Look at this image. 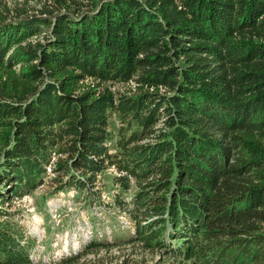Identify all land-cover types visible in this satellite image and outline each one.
Returning a JSON list of instances; mask_svg holds the SVG:
<instances>
[{"label":"trees","instance_id":"obj_1","mask_svg":"<svg viewBox=\"0 0 264 264\" xmlns=\"http://www.w3.org/2000/svg\"><path fill=\"white\" fill-rule=\"evenodd\" d=\"M14 10L0 9V264H40L14 203L47 176L50 194L100 199L108 169L134 232L48 264L121 247L140 251L112 264H264V0Z\"/></svg>","mask_w":264,"mask_h":264},{"label":"rangeland","instance_id":"obj_2","mask_svg":"<svg viewBox=\"0 0 264 264\" xmlns=\"http://www.w3.org/2000/svg\"><path fill=\"white\" fill-rule=\"evenodd\" d=\"M44 3L45 0H0V9L10 8V18L15 17L16 8L22 9L25 17L35 16L42 14ZM73 6L69 5L63 10L74 12ZM112 119L116 124L115 116ZM48 171L51 173V169ZM111 174L112 169H108L100 177L104 183L100 188L102 189L100 199L95 197L90 202L85 193L77 196L75 189L50 194L49 176H47L45 184L39 186L33 194L25 195L14 203L12 209L20 211L22 222L28 232L37 238L32 250L35 263L48 264L63 255L78 252L94 237L119 241L131 236L134 230L129 218L123 213L114 211L110 206L112 194L116 189L112 184ZM135 251L138 253L140 249L133 248L126 256L124 253L127 251L124 247L113 248L108 252L105 248L99 249L98 253L82 259L81 261L85 259L86 261L80 264H92L91 259L95 258L101 264L119 263L123 256L127 259L135 257L136 255L133 254ZM138 257H143L145 264H196L193 261H184L160 253L145 257L139 253Z\"/></svg>","mask_w":264,"mask_h":264},{"label":"built area","instance_id":"obj_3","mask_svg":"<svg viewBox=\"0 0 264 264\" xmlns=\"http://www.w3.org/2000/svg\"><path fill=\"white\" fill-rule=\"evenodd\" d=\"M48 169H50V168H48Z\"/></svg>","mask_w":264,"mask_h":264}]
</instances>
